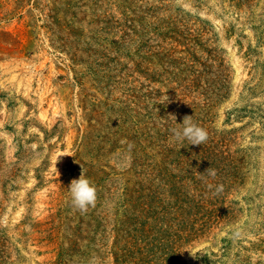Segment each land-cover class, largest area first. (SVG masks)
<instances>
[{
  "label": "rangeland",
  "instance_id": "rangeland-1",
  "mask_svg": "<svg viewBox=\"0 0 264 264\" xmlns=\"http://www.w3.org/2000/svg\"><path fill=\"white\" fill-rule=\"evenodd\" d=\"M0 264H264V0H0Z\"/></svg>",
  "mask_w": 264,
  "mask_h": 264
},
{
  "label": "clouds",
  "instance_id": "clouds-1",
  "mask_svg": "<svg viewBox=\"0 0 264 264\" xmlns=\"http://www.w3.org/2000/svg\"><path fill=\"white\" fill-rule=\"evenodd\" d=\"M171 117L175 119L174 116ZM192 117L193 116H185L182 123H177L179 125L178 127H174L170 130L173 142L183 145L184 141L187 140L189 145L197 146L206 143L208 139L207 130L195 123ZM205 172H207L208 176L212 178H215L216 176V171L210 167ZM208 187L211 189L213 185L209 184ZM220 190H222V186L217 188V191ZM68 191L71 196L70 203L74 210L83 214L86 213L90 207L95 206L97 189L91 181L86 178L83 169L79 178L73 179L70 182ZM193 257H195V255H193Z\"/></svg>",
  "mask_w": 264,
  "mask_h": 264
}]
</instances>
